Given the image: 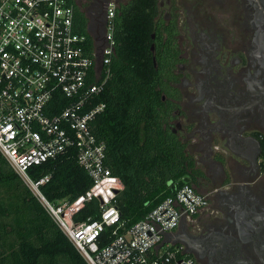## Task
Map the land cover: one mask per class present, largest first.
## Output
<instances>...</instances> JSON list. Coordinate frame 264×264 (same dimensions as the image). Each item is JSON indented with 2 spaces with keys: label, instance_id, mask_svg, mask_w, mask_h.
Instances as JSON below:
<instances>
[{
  "label": "flooded vegetation",
  "instance_id": "1",
  "mask_svg": "<svg viewBox=\"0 0 264 264\" xmlns=\"http://www.w3.org/2000/svg\"><path fill=\"white\" fill-rule=\"evenodd\" d=\"M130 1L75 0L99 50L108 5L115 21ZM152 22L149 58L168 129L207 198L179 221L174 243L196 264H264V20L255 0H155Z\"/></svg>",
  "mask_w": 264,
  "mask_h": 264
},
{
  "label": "built area",
  "instance_id": "2",
  "mask_svg": "<svg viewBox=\"0 0 264 264\" xmlns=\"http://www.w3.org/2000/svg\"><path fill=\"white\" fill-rule=\"evenodd\" d=\"M115 7L109 4L105 44L97 60L85 37L74 31L69 0H0V153L38 197L88 264H196L181 243L164 242L184 217L207 203L206 194L184 184L143 218L125 227L114 199L123 188L106 165L105 143L95 120L105 108L96 102L110 76ZM94 41V40H93ZM66 98L61 107V99ZM72 150L92 180L75 199L52 202L28 170ZM98 202V218L75 222L86 202ZM112 238L102 243V232Z\"/></svg>",
  "mask_w": 264,
  "mask_h": 264
},
{
  "label": "trees",
  "instance_id": "3",
  "mask_svg": "<svg viewBox=\"0 0 264 264\" xmlns=\"http://www.w3.org/2000/svg\"><path fill=\"white\" fill-rule=\"evenodd\" d=\"M69 2L74 31L85 37V47L92 54L94 41L87 31V18L75 0ZM154 9L155 0H131L116 13L110 76L95 100L105 103L96 117L95 131L105 143L106 165L123 183L114 203L126 228L176 188L192 185L185 179L192 176L195 166L184 144L168 129L170 109L156 90L157 73L148 48ZM58 97L61 107L51 113L66 102L62 95ZM28 172L34 179L48 175L39 189L52 202L75 199L92 184L72 150ZM98 216V202L91 200L73 220L87 222ZM111 238L107 227L102 243ZM0 264H88L1 153Z\"/></svg>",
  "mask_w": 264,
  "mask_h": 264
},
{
  "label": "water",
  "instance_id": "4",
  "mask_svg": "<svg viewBox=\"0 0 264 264\" xmlns=\"http://www.w3.org/2000/svg\"><path fill=\"white\" fill-rule=\"evenodd\" d=\"M255 8L257 9L259 16L264 20V0H255ZM96 50H97V60L100 61V50L98 46H96ZM185 181H189V179H185ZM164 242L174 243L175 239L172 236H169L165 239Z\"/></svg>",
  "mask_w": 264,
  "mask_h": 264
},
{
  "label": "crops",
  "instance_id": "5",
  "mask_svg": "<svg viewBox=\"0 0 264 264\" xmlns=\"http://www.w3.org/2000/svg\"><path fill=\"white\" fill-rule=\"evenodd\" d=\"M194 186V185H193ZM200 193L205 194V189H202L201 191H199Z\"/></svg>",
  "mask_w": 264,
  "mask_h": 264
}]
</instances>
